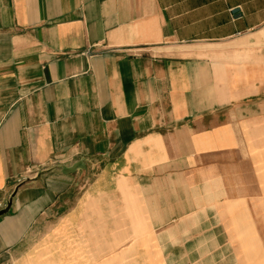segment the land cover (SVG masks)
Returning <instances> with one entry per match:
<instances>
[{
  "label": "crops",
  "instance_id": "1",
  "mask_svg": "<svg viewBox=\"0 0 264 264\" xmlns=\"http://www.w3.org/2000/svg\"><path fill=\"white\" fill-rule=\"evenodd\" d=\"M0 202V264H264V0H0Z\"/></svg>",
  "mask_w": 264,
  "mask_h": 264
},
{
  "label": "water",
  "instance_id": "2",
  "mask_svg": "<svg viewBox=\"0 0 264 264\" xmlns=\"http://www.w3.org/2000/svg\"><path fill=\"white\" fill-rule=\"evenodd\" d=\"M236 11H237V10H236ZM9 206H10V205H7L6 208H4L3 210H1V211H0V214L5 213V212L9 209Z\"/></svg>",
  "mask_w": 264,
  "mask_h": 264
},
{
  "label": "built area",
  "instance_id": "3",
  "mask_svg": "<svg viewBox=\"0 0 264 264\" xmlns=\"http://www.w3.org/2000/svg\"><path fill=\"white\" fill-rule=\"evenodd\" d=\"M4 206H5V204H2V203L0 202V207H2V208H3Z\"/></svg>",
  "mask_w": 264,
  "mask_h": 264
}]
</instances>
